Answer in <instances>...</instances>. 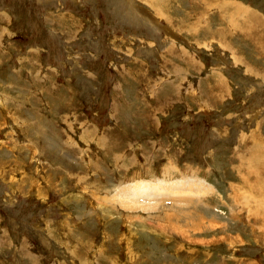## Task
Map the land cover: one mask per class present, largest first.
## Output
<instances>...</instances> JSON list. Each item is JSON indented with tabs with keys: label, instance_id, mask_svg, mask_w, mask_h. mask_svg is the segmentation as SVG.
Instances as JSON below:
<instances>
[{
	"label": "rangeland",
	"instance_id": "rangeland-1",
	"mask_svg": "<svg viewBox=\"0 0 264 264\" xmlns=\"http://www.w3.org/2000/svg\"><path fill=\"white\" fill-rule=\"evenodd\" d=\"M244 4L0 0V263L264 264Z\"/></svg>",
	"mask_w": 264,
	"mask_h": 264
},
{
	"label": "crops",
	"instance_id": "crops-1",
	"mask_svg": "<svg viewBox=\"0 0 264 264\" xmlns=\"http://www.w3.org/2000/svg\"><path fill=\"white\" fill-rule=\"evenodd\" d=\"M231 5H233L232 3H231ZM239 5V4H238ZM245 5V4H244ZM246 7H243V6H241V7H239V8H242L243 10H242V12H245L246 13V17H248V18H250V16L251 17H253L254 16V23H255V25H257V26H259L260 24H262V23H264V15L262 14V12L260 13L259 11H257V10H249V7L247 6V5H245ZM229 11L231 12V10L229 9ZM258 20H257V19ZM258 21L259 22H261L260 24L258 23ZM248 21H246V23H247ZM253 23V24H254ZM238 25H239V23L236 25L235 24V21L233 22V24H231V23H229V26H228V28L230 29L231 27H238ZM247 25V24H246ZM264 25V24H263ZM241 27V26H240ZM232 32L229 30V36L230 35H232L231 34ZM256 33H258V34H261L260 32H258L257 30H256ZM233 36V35H232ZM214 192L215 191H212V194H211V196H206V200L205 201H211V200H213V199H216V196L214 195ZM211 197V198H210ZM200 200V199H199ZM0 264H2V263H0Z\"/></svg>",
	"mask_w": 264,
	"mask_h": 264
},
{
	"label": "bare ground",
	"instance_id": "bare-ground-1",
	"mask_svg": "<svg viewBox=\"0 0 264 264\" xmlns=\"http://www.w3.org/2000/svg\"><path fill=\"white\" fill-rule=\"evenodd\" d=\"M229 41V40H228ZM224 44V43H223ZM226 48V47H225ZM147 188V187H146ZM131 197H129V199H130ZM133 198V197H132Z\"/></svg>",
	"mask_w": 264,
	"mask_h": 264
}]
</instances>
